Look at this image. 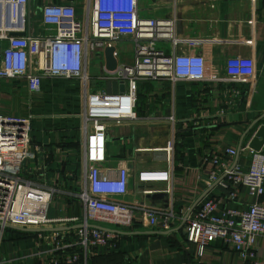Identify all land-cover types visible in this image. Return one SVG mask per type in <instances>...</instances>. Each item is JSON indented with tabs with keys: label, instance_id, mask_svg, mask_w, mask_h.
Returning a JSON list of instances; mask_svg holds the SVG:
<instances>
[{
	"label": "crops",
	"instance_id": "1",
	"mask_svg": "<svg viewBox=\"0 0 264 264\" xmlns=\"http://www.w3.org/2000/svg\"><path fill=\"white\" fill-rule=\"evenodd\" d=\"M47 2L73 3L79 18L87 16L85 0H32L30 29L34 35L46 33L41 7ZM143 11L147 17L173 18L177 36L185 41L202 42L193 48L182 43L178 49L204 55L209 76L224 74L227 59L241 56L253 59L254 80L236 84L212 80L140 81L136 119L110 123L107 162L102 166L112 175L117 171L110 168L129 167L128 191L121 198L129 204L187 214L206 193L203 199L220 200V210L248 208L255 198L248 188L242 187L238 197L231 199L234 185L228 182L226 168L221 169L219 181L211 187L207 183L216 169L212 156L227 148L238 150L241 144L249 142L256 130L255 127L247 132L249 127L264 115V0H143ZM125 42L129 45L117 47L118 61L129 64L135 60V46L130 40L121 43ZM157 46L167 53L172 52L171 41L158 42ZM93 60H97L94 65ZM104 61L101 55L89 61L87 81L82 77L43 72L41 89L36 93L29 90L24 78L0 79V113L31 118L32 145L24 166L37 185L56 189L48 210L49 218L84 215L79 196L86 180L83 115L87 93L98 89L96 83H103L106 89ZM40 62L44 63V57ZM233 87L243 90L234 102ZM169 141L174 143L171 188L168 189L165 181H139L141 170L167 168ZM225 162L229 168L237 162L247 169L250 158L241 152L239 156H227ZM143 213V209L135 211L132 227L104 224L132 232L118 234L117 247L112 250L116 260L119 259L117 264L245 263L240 254L222 240L212 242L200 254L199 246L186 240L183 227L176 229L180 224L168 234L154 233L164 230L144 225ZM75 225L60 222L45 227ZM75 229L26 232L0 225V264H52L57 241L64 243L65 237L71 238L70 232ZM256 249L255 258L264 260V235L259 237ZM107 254L108 250L93 249L88 257ZM83 257L87 264V258Z\"/></svg>",
	"mask_w": 264,
	"mask_h": 264
},
{
	"label": "built area",
	"instance_id": "2",
	"mask_svg": "<svg viewBox=\"0 0 264 264\" xmlns=\"http://www.w3.org/2000/svg\"><path fill=\"white\" fill-rule=\"evenodd\" d=\"M87 16L79 18L73 3L47 2L41 7L46 33L31 32L32 0H0V79L24 78L32 93L41 89L44 73L88 79L87 67L95 55L105 60V49L130 40L135 46L132 63H118L115 71L105 70L106 81L125 83V90L116 93L93 90L87 93L83 115L85 132V186L79 193L84 215L69 218H49L48 210L56 189L37 185L28 175L24 162L32 145L30 117L0 113V225L41 228L60 222L82 225L71 231V238L57 241L52 264H77L93 249L111 251L117 247L118 233L102 230L93 224H114L132 227L136 210H144V225L171 230L184 221V232L189 243L197 244L202 254L212 242L222 240L234 248L244 264H264L255 258L256 244L264 235V145L252 148L247 142L241 152L250 158L247 169L239 163L229 168L227 156L239 150L227 148L212 156L216 169L209 177L208 186L219 181L221 169L226 168L231 199L238 197L242 187L248 188L255 201L248 208H224L214 197L203 199L186 217L174 209L159 211L129 204L121 198L128 191V166L110 168L107 162V130L110 123L136 119L139 83L142 80L170 79L171 81H222L245 83L254 80L255 67L251 57L235 56L227 59L224 74L209 76L204 55L179 51L182 43L195 47L202 42L177 36L173 18L147 17L141 13L143 0H85ZM24 32V35L14 33ZM171 41L172 52L157 46ZM115 55L118 58L116 46ZM44 57V63H41ZM105 62V61H104ZM42 67V68H41ZM44 72V73H43ZM243 90L232 89V102ZM173 141L166 147L168 166L165 169H146L138 173L141 182L173 180ZM230 187V186H229ZM150 192V191H146ZM71 250V251H69Z\"/></svg>",
	"mask_w": 264,
	"mask_h": 264
},
{
	"label": "water",
	"instance_id": "3",
	"mask_svg": "<svg viewBox=\"0 0 264 264\" xmlns=\"http://www.w3.org/2000/svg\"><path fill=\"white\" fill-rule=\"evenodd\" d=\"M15 35H24V32H19V33H14ZM115 51H116V46H108L105 49V66L106 69L108 71H115L118 67V58L115 55ZM118 87L120 88L121 91L125 90V83L122 82L120 83V85L118 86L116 81H108L106 83V90L108 93H116ZM264 119V115L260 116L258 119H256L255 121H253V123L251 124V126L249 127L248 131H251L253 128L256 127L255 133L253 134L249 144L252 148L259 150L262 148V146L264 145V123H261V121ZM258 126V127H257ZM246 132V134H247ZM245 134V135H246ZM244 135V137H245ZM241 146L242 144L239 146L238 150L239 153L237 156H239L240 154V150H241ZM237 163V162H236ZM206 195V193L200 197L195 204L193 205V207L188 211V213L186 214V217L197 207V205L200 203V201L204 198V196ZM94 226L102 229V230H107V231H112V232H116V233H132V232H127V231H123L117 228H112V227H107V226H103V225H95ZM9 228H14V229H19L22 231H26V232H44V231H55V230H64V229H72V228H79L82 225H75L72 227H55V228H46V227H42V228H27V227H21V226H16V225H11V224H7L6 225ZM184 226V221L179 225V227H177L176 229H181ZM171 230H164V231H156L154 233H164V234H168L172 231Z\"/></svg>",
	"mask_w": 264,
	"mask_h": 264
},
{
	"label": "trees",
	"instance_id": "4",
	"mask_svg": "<svg viewBox=\"0 0 264 264\" xmlns=\"http://www.w3.org/2000/svg\"><path fill=\"white\" fill-rule=\"evenodd\" d=\"M114 249H112V250H114ZM112 250L108 251L107 255H96V256L94 255L91 258L88 257L87 258V264H102V263L103 264H117L116 261H119V259L116 260L117 259L115 257L116 254H113L114 251H112ZM112 259H115V260H112ZM79 264H85V260H84L83 256H82V259L80 260ZM128 264H130V263H128Z\"/></svg>",
	"mask_w": 264,
	"mask_h": 264
},
{
	"label": "rangeland",
	"instance_id": "5",
	"mask_svg": "<svg viewBox=\"0 0 264 264\" xmlns=\"http://www.w3.org/2000/svg\"><path fill=\"white\" fill-rule=\"evenodd\" d=\"M34 8H35V3H34ZM141 13L144 15L143 7H141ZM34 22L36 23V25L39 24V22L36 20V18L34 19ZM124 44L126 45V44H128V42L117 44L118 49L121 48L122 46H124ZM129 53H131V52H129ZM95 63H97V60H93L92 64L94 65ZM90 68H91V66H90ZM96 68H99V67L97 66ZM94 82H96V81H94ZM96 84H97V88H98L96 90L103 89V87H104V84L103 83H96ZM112 227H115V226H112ZM261 261H263V260H261Z\"/></svg>",
	"mask_w": 264,
	"mask_h": 264
}]
</instances>
